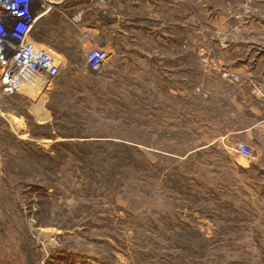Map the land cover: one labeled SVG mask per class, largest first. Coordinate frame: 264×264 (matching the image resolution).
Masks as SVG:
<instances>
[{"label": "rangeland", "instance_id": "obj_1", "mask_svg": "<svg viewBox=\"0 0 264 264\" xmlns=\"http://www.w3.org/2000/svg\"><path fill=\"white\" fill-rule=\"evenodd\" d=\"M86 1L36 28L67 64L53 84L0 87V264H264V130L238 132L259 120L264 0L117 3L123 47L101 71Z\"/></svg>", "mask_w": 264, "mask_h": 264}, {"label": "built area", "instance_id": "obj_2", "mask_svg": "<svg viewBox=\"0 0 264 264\" xmlns=\"http://www.w3.org/2000/svg\"><path fill=\"white\" fill-rule=\"evenodd\" d=\"M98 10L101 22L120 28L123 21L115 0H87ZM72 0H0V87L7 94L22 92L34 86L49 87L67 64L57 50L38 41L35 28L40 19L50 13L68 17ZM81 31V46L90 68L101 71L110 49L91 35V25L76 24ZM254 92L264 99V84L255 86ZM238 150L254 156L246 142H238Z\"/></svg>", "mask_w": 264, "mask_h": 264}, {"label": "crops", "instance_id": "obj_3", "mask_svg": "<svg viewBox=\"0 0 264 264\" xmlns=\"http://www.w3.org/2000/svg\"><path fill=\"white\" fill-rule=\"evenodd\" d=\"M116 2L119 4V6L122 8V11L125 10L133 11V14L140 15V11L146 12L147 16L151 17H162L165 14L168 15H175L178 14L179 16H186L188 15L189 9L187 6V0H116ZM203 9V8H202ZM129 14V13H127ZM57 13H50L47 16L40 19L36 25V28L41 25H46L51 23L53 26H64L62 21L60 20L59 16H57ZM59 18V19H58ZM56 23L58 25H56ZM90 27L95 29V31L91 32V35L94 38L99 39L100 41L104 42L105 45L111 50L114 48H121L123 47V42L120 40L122 35V29L121 28H115L112 26H109L107 24H102L98 26L95 23H90ZM35 28V31H36ZM36 39L38 41L44 42L49 44V42H46L45 40H41L39 37L35 35ZM162 46L165 47V45H171V42H161ZM50 45V44H49ZM129 45V44H128ZM134 44H130V47H134ZM51 46V45H50ZM53 49H56L54 46H51ZM161 46H155L153 48H160ZM162 62L167 57L163 56ZM165 64V63H164ZM258 103L250 104L248 107L249 110H251L253 113L259 116V120L253 123L244 124L238 129V132L241 136L248 138L251 140L254 136L255 131H261L264 130V99L262 98H256ZM228 129L227 138H231L228 134H234L235 130L229 126L226 127ZM233 130V131H232ZM226 137L218 135L216 137L217 139H222Z\"/></svg>", "mask_w": 264, "mask_h": 264}, {"label": "bare ground", "instance_id": "obj_4", "mask_svg": "<svg viewBox=\"0 0 264 264\" xmlns=\"http://www.w3.org/2000/svg\"><path fill=\"white\" fill-rule=\"evenodd\" d=\"M37 90V86H34V87H31V88H29L28 89V93H33V92H35Z\"/></svg>", "mask_w": 264, "mask_h": 264}]
</instances>
